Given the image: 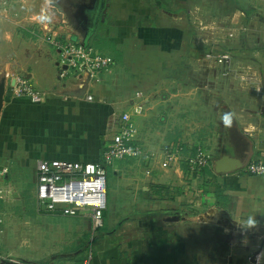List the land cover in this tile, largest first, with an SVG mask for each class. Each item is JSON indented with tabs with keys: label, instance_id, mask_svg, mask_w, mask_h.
Segmentation results:
<instances>
[{
	"label": "crops",
	"instance_id": "obj_1",
	"mask_svg": "<svg viewBox=\"0 0 264 264\" xmlns=\"http://www.w3.org/2000/svg\"><path fill=\"white\" fill-rule=\"evenodd\" d=\"M207 1L218 3L220 11H230L236 17L231 35L243 34L247 30L250 20L246 19L247 7L241 0H91V4L83 0H54L51 2L53 10L50 9L53 14L43 9L44 34L90 45L111 62L98 74L97 80L89 81L85 72H71L61 77L57 52L48 44V50L36 58L42 59L41 65L27 66L25 74L31 86L41 93V100L33 102L16 97L4 87L0 101V165L5 171L0 179L1 224L6 218L4 213L11 207L6 204L22 195L19 188L21 175H18L21 169L32 167L36 185V163L41 159L100 160L116 118L122 112L129 113L122 108L125 98L120 89L124 85L118 83L119 75L114 72L117 61L97 42L106 40L108 44H114L111 47L120 52L121 57L123 45L130 38L140 40L143 47L154 45L169 53L180 51L184 33L186 37L183 28L194 24L190 14L205 10L203 5ZM198 51L202 55V50L192 47V52ZM227 54L231 58V69L225 78L236 82L243 79L248 70L252 73L249 65H242L237 59V51ZM121 72L125 74L122 67ZM261 83L264 90L263 80ZM87 93L92 94L93 100H86ZM140 93L135 92V97L128 99L132 102L138 100L133 109L139 115L136 123L129 114L137 128L134 144L144 146L139 127L142 126L141 119L148 117L150 110L149 106H146V113V109L143 110L147 100L141 104ZM257 120L260 124H253ZM263 123L264 117H257L249 124L252 126L249 130L254 131L242 132L243 137L238 125L232 127L228 134L229 143L224 147H232L236 157L247 159V163L264 161V126H260ZM146 130L149 132V128ZM236 138L239 140L234 142ZM242 138L247 143L244 147L240 143ZM185 147L186 150L190 148ZM144 148L159 151L161 147ZM123 159L128 163L114 164L116 160L108 169L116 179H124L119 171L130 167V162H136V177H131L136 178V195L127 194L122 205L120 200L115 202V210L104 215L107 226L96 238L92 236L91 219L87 214L62 216L75 219L77 224L89 219L91 240L86 245H91L93 252L81 255L87 247L82 244L72 249L79 250L72 257L65 252L73 243L70 241L63 248L52 243L45 250L37 237L44 230L36 224L28 232L22 231L24 236L20 235L16 244L9 241L6 251L0 249V264H264V227L258 226L264 225V174H249L245 165L229 173L218 174L210 168L193 176L182 160L163 168L159 164L161 156L151 161ZM140 164L145 167L138 170ZM32 197L34 209L31 217L60 218V214L37 209L35 188ZM209 208L224 209L229 217L240 223L241 228L249 217H253L258 222L257 227L243 234H230L231 230L197 219ZM25 215L29 218L28 214ZM173 216L177 218L170 219ZM61 231L74 232V235L83 231L85 238L88 236L87 229L81 227L62 228ZM215 232L231 238L222 244L219 236H214ZM17 247L24 250L16 257L13 252Z\"/></svg>",
	"mask_w": 264,
	"mask_h": 264
},
{
	"label": "rangeland",
	"instance_id": "obj_2",
	"mask_svg": "<svg viewBox=\"0 0 264 264\" xmlns=\"http://www.w3.org/2000/svg\"><path fill=\"white\" fill-rule=\"evenodd\" d=\"M1 1L0 81L3 80L6 83L5 88L10 92L15 78L26 79L27 66L38 65L37 67H39L41 65L42 59L36 58H40L42 52L48 50V42L46 39L44 40L48 34H44L42 27L44 22L42 11L46 9L50 14H53L51 2L54 0H5V4H2ZM86 1L91 4V0H85V3H87ZM241 2L247 7L246 19L250 20L247 30H244L243 34L239 32V34L231 35V28H234L236 17L230 11H220L218 3L207 1L203 5L205 10H197L196 13L190 14L194 24L183 28L184 32L186 31V37L182 40L180 51L169 53V51H162L154 45H151L152 49L145 46L144 48L140 40L130 38L123 45V57H121L120 52L111 47L114 44H108L109 42L106 40L102 43L97 42L107 53L111 52L117 61L114 72L119 75L118 83L124 85V88L120 89L125 98L122 101V108L125 107L132 114L135 123L139 115L133 109L138 100L132 102L128 99L134 98L135 92L139 91L142 94L140 100L143 99L140 103L144 104L147 100L143 105V110L146 109L145 113L150 110L149 116L141 119L140 123L143 127H139L140 135L143 138L142 142L145 143L144 147L159 148L170 142L180 141L188 148L190 147L189 149H193L195 145L199 144L207 149L212 159L223 153L224 144L229 143L228 134L232 127L238 125L241 131L240 135L243 137L242 132L254 131L249 130L252 127L249 125L250 122L255 121L257 117H264L262 115L264 112V90L261 87V80L264 82V3L257 0H241ZM113 13L112 10V13L109 14L111 18ZM237 21L239 24L238 18ZM192 47L199 48L203 52L206 49H214L219 54L224 53L222 51L233 53L237 51L239 53L236 56L237 59L241 61L242 65H249L252 73L248 70V74H245L243 79L232 82V79L228 80L225 75L222 76L225 68L220 65L221 63L217 65L204 61L201 51L194 53ZM244 50L248 52H244ZM121 67L125 74L120 73ZM220 70L222 71L221 75ZM146 106H149L148 110ZM229 111L236 114L230 128L224 127L221 122L223 113ZM255 123L260 124L258 120L253 124ZM115 125L114 122L111 131ZM253 126L257 127V125ZM260 126H264V123ZM146 128H149V132L145 131ZM238 140L236 138L234 142ZM234 142L230 141V143ZM240 143L243 144V147L247 144L243 138ZM118 161L114 164L128 163L126 159ZM129 164L130 167L119 171L124 179H116L111 170L107 171L106 207L102 211L103 225L95 228L90 221L94 238L102 232L101 229L107 226L104 223V215L107 212L111 213L117 206L115 202L120 200V205H122V200L127 194L136 195V178L131 179V177H136V162ZM140 167L145 166L140 164L137 169L139 170ZM18 175H21L19 188L22 195L6 204L11 207L4 213L6 218L2 224L0 223V249L6 251L5 246L9 244V241L16 244L18 237L24 236L21 234L22 231L28 232L31 226L38 224V227L44 232L40 231L37 237L39 242L44 245L45 250L52 243L63 248L66 246L65 243L70 241L73 243L65 252L74 257L79 250L72 249L76 246L79 248L82 244L84 246L91 240L89 219H86V223L77 224L75 219L63 218L61 214L60 218L53 217L51 219L31 217L34 209L32 196L34 188H36L32 167L21 169ZM16 199L17 202H15ZM25 213L29 215V218ZM52 214L56 215V213ZM70 227L87 229V238L83 231L76 235L73 234L74 232L64 233L61 231L62 228L69 229ZM77 230L79 229L77 228ZM245 232L244 227L240 232L229 231L233 235ZM214 236H219V241L222 244L231 238V236L220 235L216 232ZM33 237L35 238V236ZM75 243L77 244L74 245ZM3 246L4 248H2ZM86 246V251L80 253L81 255H87L89 251L93 252L91 245ZM15 249L13 256L16 257L20 256L24 250L19 247Z\"/></svg>",
	"mask_w": 264,
	"mask_h": 264
},
{
	"label": "built area",
	"instance_id": "obj_3",
	"mask_svg": "<svg viewBox=\"0 0 264 264\" xmlns=\"http://www.w3.org/2000/svg\"><path fill=\"white\" fill-rule=\"evenodd\" d=\"M264 3V0H257ZM5 4V0L1 1ZM57 52L60 65V76L72 73H87L88 80H97L98 74L107 68L111 60L90 45L72 40H62L48 34L44 40ZM202 58L214 64L224 66L223 75L229 73L231 58L227 53L219 54L208 50ZM10 92L19 98L30 101L42 99L27 79L15 78ZM92 95L87 93L86 100ZM137 128L130 114L122 112L117 117L116 125L101 153V159L94 162H77L65 160L41 159L36 163L35 199L39 211L76 216L80 213L89 215L95 228L101 227L102 211L106 207V174L108 167L123 158L156 159L163 168L182 160L191 171L199 170L210 164L211 158L207 149L195 145L193 149H185L182 142L163 145L159 151H148L143 145L133 144L136 141ZM246 171L252 175L264 174V161L256 160L246 164ZM4 169L0 172V179ZM0 184V193L2 191Z\"/></svg>",
	"mask_w": 264,
	"mask_h": 264
},
{
	"label": "water",
	"instance_id": "obj_4",
	"mask_svg": "<svg viewBox=\"0 0 264 264\" xmlns=\"http://www.w3.org/2000/svg\"><path fill=\"white\" fill-rule=\"evenodd\" d=\"M0 81V101L1 96L4 91V85ZM247 163V159H239L236 157L234 150L229 145H225L222 155L217 157L211 162V167L215 173H229L238 169L243 168ZM2 171V166L0 165V172ZM176 216L171 217L170 219H176ZM197 219L199 221H211L214 224L220 225L225 229L236 231L241 230V225L236 220L229 217L227 211L224 209L218 208H209L206 212L198 215ZM258 226H263V224H258ZM250 229H245L249 231ZM264 234V232H263Z\"/></svg>",
	"mask_w": 264,
	"mask_h": 264
},
{
	"label": "clouds",
	"instance_id": "obj_5",
	"mask_svg": "<svg viewBox=\"0 0 264 264\" xmlns=\"http://www.w3.org/2000/svg\"><path fill=\"white\" fill-rule=\"evenodd\" d=\"M236 118V114L234 112H224L223 115L221 116V122L224 127L230 128L233 125V122ZM257 220L253 217H249L242 227L245 229H251L257 227Z\"/></svg>",
	"mask_w": 264,
	"mask_h": 264
},
{
	"label": "trees",
	"instance_id": "obj_6",
	"mask_svg": "<svg viewBox=\"0 0 264 264\" xmlns=\"http://www.w3.org/2000/svg\"><path fill=\"white\" fill-rule=\"evenodd\" d=\"M183 37H185V35H184ZM183 39H184V38H183ZM189 40H190V39H189ZM189 42H190V41H189ZM210 50H211V49H210ZM206 51H208V49H206ZM212 51H213V52H217V51H215L214 49H212ZM222 52H224V53H228V52H230V51H228V52L222 51ZM133 144H134V143H133ZM202 146H203V145H202ZM185 166H186V165H185ZM186 168H187L188 172H190L193 176H197L198 173L205 172L206 170H209V169L212 168V167H211V162H210L209 165H207V166H205V167H203V168H201V169H199V170L191 171V170L188 168V166H186Z\"/></svg>",
	"mask_w": 264,
	"mask_h": 264
},
{
	"label": "flooded vegetation",
	"instance_id": "obj_7",
	"mask_svg": "<svg viewBox=\"0 0 264 264\" xmlns=\"http://www.w3.org/2000/svg\"><path fill=\"white\" fill-rule=\"evenodd\" d=\"M69 0H67V2H68ZM85 0H83V2H84ZM60 3V2H59ZM2 85H4V87H5V84H4V81H2ZM224 151V150H223Z\"/></svg>",
	"mask_w": 264,
	"mask_h": 264
}]
</instances>
